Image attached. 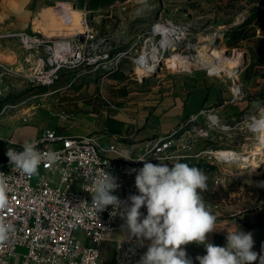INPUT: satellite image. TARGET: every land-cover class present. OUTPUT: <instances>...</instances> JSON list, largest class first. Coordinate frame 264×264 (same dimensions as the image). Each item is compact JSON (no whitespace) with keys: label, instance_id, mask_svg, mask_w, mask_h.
<instances>
[{"label":"rangeland","instance_id":"374dc122","mask_svg":"<svg viewBox=\"0 0 264 264\" xmlns=\"http://www.w3.org/2000/svg\"><path fill=\"white\" fill-rule=\"evenodd\" d=\"M68 9L66 14L70 16L71 9ZM116 12L113 13L115 17H108L99 24L90 22L96 29L112 35L113 46L122 45L123 48L138 39V35L141 44L145 32L155 22L170 19L173 23L188 26L187 37L196 47H183L182 40L178 47L160 50L163 59L158 64V60L154 61L155 67L157 64L155 70L147 71L132 64L136 54L123 57L110 73L59 69L57 77L51 81L36 77L37 71L43 70L39 65L33 69H0V99H10L7 103L16 104L14 108L0 114V120L2 116L6 119L0 121V136H7V130L12 135L15 129L23 132L36 130V136L43 128L50 127L68 134L88 133L103 145H107L108 140L113 141L124 151L130 152L127 147L133 143V139L128 138V130L132 128L136 132L140 125L133 121L134 118L140 117V121L144 119L154 101L175 97L184 99L199 90L210 91L219 97L222 91H226L229 96L225 102L238 104L241 112L253 115L264 110V0H144ZM76 15H71L66 25L49 21L46 28L56 29L59 34H71L74 30L67 32V28L78 23ZM38 23L34 22L32 28L40 27ZM63 30L67 33H63ZM202 48L208 53L220 52L228 59L240 57L242 61L233 76L224 66L202 67L191 64V68L185 70L182 55H190L197 61V52ZM234 84L239 94L233 102H229ZM243 116L230 122L219 118L220 124L230 128L221 130V133L207 130L201 135L199 127L207 121L202 116L199 123L195 121L192 124L193 127L197 125L198 132L192 126H187V134L201 136L187 152L192 155L202 149H236L249 154L248 150L259 144L260 135L258 128V132L239 128L241 123L238 122L242 121ZM217 134H220L219 138ZM247 157L248 166L264 161L261 152ZM177 162L195 166L206 174L207 190L200 195L210 211L213 210L214 196L220 193L217 189L222 190L220 185L213 183L216 179L213 175L239 174L238 180L225 186L227 191H238L248 186L253 188L259 181L261 185L264 184V166L259 171L231 172L228 168L246 165L240 161H219L210 154L182 158ZM174 163L166 164L171 167ZM244 176H251L250 185L244 183ZM108 242L110 246L100 253L98 264L113 262L114 242L112 239Z\"/></svg>","mask_w":264,"mask_h":264},{"label":"built area","instance_id":"2783aa9c","mask_svg":"<svg viewBox=\"0 0 264 264\" xmlns=\"http://www.w3.org/2000/svg\"><path fill=\"white\" fill-rule=\"evenodd\" d=\"M169 27L173 28L174 33L167 30ZM187 27L181 23H173L170 19L155 22L145 32L146 36L141 44L138 35V39L122 49L113 46L112 36L98 34L86 21L82 29L47 41L31 38L23 32L19 34L26 47L32 46L31 40L38 45L43 44L45 57L40 60L43 70L37 71L36 77L51 81L57 77L59 69L113 72L120 60L130 54H136L135 59L132 58L134 62L139 54L148 52L151 47H158L160 50L170 48V42L163 40L164 34L173 37L174 47H178L182 40L183 47H186ZM2 69L6 70L4 67ZM237 94L239 92L232 90L229 102L235 100ZM15 106L16 104L3 105L0 113ZM262 111L260 114H245L242 121L238 122L241 123L239 128L258 132L253 122L264 118ZM212 115L217 121L211 118ZM202 116L207 121L199 127L201 135L207 130L221 133V130L230 128L220 124L215 112L202 107L194 114L182 118L170 132L143 139L140 148L134 152L124 151L114 142L103 145L88 133L68 134L50 127L43 128L37 137L28 142H36L42 153H56L58 159L51 165L46 160L43 161L38 173L31 177L10 165L6 155L8 148L23 151L22 144L25 142L4 138L3 151L0 153V172L7 178L10 206L0 210V221L10 224L12 230L8 232L6 240L0 241V264H98L101 243L107 239L114 242L112 264H140L141 244L135 238L128 239L126 231L121 227L125 221L120 214L113 216L112 206L99 213L93 208L92 195L84 190V185L91 183V180L85 178V173L95 177L102 171L115 177L119 187L112 194L122 201V211L125 206H130L128 197L139 194L135 187L137 172L131 170L138 171L144 162L157 164L162 160L173 163L182 158L205 154L215 157L213 152L217 149H202L192 155L187 152L192 149L197 138L201 137L200 134H187V126L189 128L192 124L199 123ZM196 127L197 125L191 128L195 130ZM196 131L198 132L197 129ZM216 136L219 138L220 134ZM127 154L132 159L143 156L146 161L125 160L120 157ZM166 157L170 159H164ZM88 189H91V185H88ZM140 211L142 219L147 215L146 207H142Z\"/></svg>","mask_w":264,"mask_h":264},{"label":"clouds","instance_id":"9594fccd","mask_svg":"<svg viewBox=\"0 0 264 264\" xmlns=\"http://www.w3.org/2000/svg\"><path fill=\"white\" fill-rule=\"evenodd\" d=\"M23 151L8 148L9 164L14 165L24 175L31 177L38 173L40 164L46 160L48 165L56 162V153L38 150L36 142L22 144ZM125 160L144 162L141 156L132 159L130 154L122 155ZM164 159H170L166 157ZM159 164L144 162L135 176L138 195H130V206L121 211L122 201L112 193L119 187L115 177L108 172H99L95 177L85 173L91 180V189L84 190L92 195L91 204L97 213L112 206V215L118 213L125 223L121 226L128 239L135 238L141 246L150 241L147 251L141 257L140 264H193L183 246L190 243L202 244L206 254L197 256L199 264H264V255L254 252L252 234L240 231H228L226 246L207 242L209 233L216 231L217 217L206 206L201 192L207 190L206 174L195 166L176 162L168 164L159 160ZM7 178L0 172V210L10 206L7 196ZM85 203V202H83ZM142 207L147 215L141 219ZM12 230L10 224L0 221V241L7 239Z\"/></svg>","mask_w":264,"mask_h":264},{"label":"crops","instance_id":"0c3cea01","mask_svg":"<svg viewBox=\"0 0 264 264\" xmlns=\"http://www.w3.org/2000/svg\"><path fill=\"white\" fill-rule=\"evenodd\" d=\"M142 1L144 0H0V69L3 67L6 69H33L37 65L40 66V58L44 54L43 44L38 45L31 40L32 46L26 47L22 43L19 33L23 32L31 38H38L43 41L68 35L59 34L56 29L46 27L49 21H57L61 25H66L71 15L76 13L77 22L83 18L89 24V27L98 34L112 36L106 31L96 29V27L90 25V22L99 24L100 21H105L108 17H115L113 16L114 12L117 13L118 10L136 5ZM68 8L71 9L70 16L66 14ZM34 22H39L38 26L40 27L32 28ZM70 23L74 24V22ZM43 27H45V30H42ZM69 28H72V26H68L67 29ZM114 47L122 48V45H115ZM228 96L226 91H222L219 97H216V94H211L210 91L203 92L199 90L195 95L184 99L175 97L174 99L164 98V100L154 101L151 111L144 119L142 118L140 121V117L134 118L133 121L138 122L140 126H138L136 132L132 128L128 130L130 132L128 138L133 139V143L127 147L128 150H131L130 152L138 150L142 142L139 140L171 131L182 118L202 107L211 109L224 122L234 121L243 116L245 112L240 111L238 104H227L225 102ZM219 99L221 100L219 101ZM9 100L2 101L0 99V109L3 105L11 104L7 103ZM10 109L12 108H7L0 114ZM4 120L6 119L2 116L0 121ZM5 133L8 135L0 136V153L3 151L4 138L28 142L39 134L35 136L36 130L32 129L26 132L15 129L12 135L8 130ZM106 142L109 144L113 141L108 140ZM237 175L239 174L213 175L217 180V185L222 187V190L217 189V191H220V193L223 191L224 193L217 194L212 201L213 210L211 212L217 217L216 226L218 229L208 234L207 242L218 246H226L228 231H234L238 228L240 231L252 234L254 240L252 250L258 256L264 255V184L261 185L259 181L256 187L253 188L248 186L238 191H227L225 186L231 181L238 180ZM242 179L247 185H250L252 181L251 176H244ZM108 240L101 243L100 253L105 251L107 246H110ZM149 244L150 241L145 240L143 242L140 247V257L147 251ZM183 247L187 256L192 259L193 264H199L196 259L197 256L206 254L205 247L202 244L190 243ZM256 264H259V260Z\"/></svg>","mask_w":264,"mask_h":264},{"label":"bare ground","instance_id":"6f19581e","mask_svg":"<svg viewBox=\"0 0 264 264\" xmlns=\"http://www.w3.org/2000/svg\"><path fill=\"white\" fill-rule=\"evenodd\" d=\"M74 15H76V13L72 14V16H74ZM84 25H85L84 19H81L78 21L77 24L72 26V28L67 29L68 30L67 32L72 31V30L75 31L77 29H82ZM163 28H165V27H163ZM167 30L170 31L171 34L174 33L172 27H169ZM64 32H66V31L63 30V33ZM172 38L168 35H165V34L163 35V40L166 42H170L169 43L171 45L170 49L174 48ZM174 39H176V38L174 37ZM187 45H188L187 46L188 48H190L191 46L194 48L196 47L195 44L192 43V41H190L189 39L187 40ZM159 56H160V58H159ZM197 56L198 57H196V58H198V60L196 61L195 58L191 57L190 55H182V63H183V67L185 68V70H189V68H191V64H197V65H200L202 67H205V66L208 67L210 65L213 67L224 66V67H226V70L229 71V74L231 76H233V74L237 70V65H239V63L242 61L240 57H233L231 59H228L225 55H222L220 52L208 53V52H206L205 48H202L200 50V52H197ZM137 57L138 58L136 59V61H134L132 64H135L136 67L141 68L143 71L155 70V68L157 67V64L160 62V60L162 58V56L160 54V49L158 47H151L150 50H148V52H143L142 54H139ZM157 58H159V59H157ZM192 58H194V61L192 60ZM133 59H135V58H133ZM154 61L155 62L157 61L156 67H155ZM153 62H154V64L151 67ZM233 92H235V93L238 92V87L235 84L233 85ZM211 118L214 121H217V118L215 116L212 115ZM253 126L259 129L258 133L260 135V141H259L258 145H254L250 149L248 148L249 154H244L241 150H236V149H227V150L226 149H217L213 152L215 157L218 160L240 161L246 165L248 163V157L247 156H249L250 154H254L256 152H258V153L261 152L264 155V118L254 120ZM255 166H257V165H255ZM251 167H254V166H251Z\"/></svg>","mask_w":264,"mask_h":264},{"label":"water","instance_id":"95a60500","mask_svg":"<svg viewBox=\"0 0 264 264\" xmlns=\"http://www.w3.org/2000/svg\"><path fill=\"white\" fill-rule=\"evenodd\" d=\"M150 74V73H149ZM264 166V161H259L257 166L251 167V166H244V167H239V168H228L231 172H237V171H244V172H249V171H259L261 168Z\"/></svg>","mask_w":264,"mask_h":264}]
</instances>
